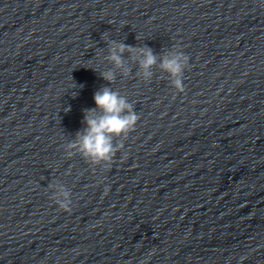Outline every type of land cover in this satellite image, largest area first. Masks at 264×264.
<instances>
[{"label": "water", "instance_id": "95a60500", "mask_svg": "<svg viewBox=\"0 0 264 264\" xmlns=\"http://www.w3.org/2000/svg\"><path fill=\"white\" fill-rule=\"evenodd\" d=\"M104 33L183 51L184 92L103 80ZM104 86L139 119L93 165L64 146ZM0 264H264V0H0Z\"/></svg>", "mask_w": 264, "mask_h": 264}, {"label": "clouds", "instance_id": "9594fccd", "mask_svg": "<svg viewBox=\"0 0 264 264\" xmlns=\"http://www.w3.org/2000/svg\"><path fill=\"white\" fill-rule=\"evenodd\" d=\"M102 39L108 45V54L104 57L113 67L99 73L103 80L110 85L116 79L117 72L121 76H128L131 69L127 66L124 53H129L132 61L138 64L137 75L144 80H150L154 73L153 68L157 65L168 74L171 84L178 92H184L183 76L189 63V57L180 50H169L159 58L153 50L147 46L133 47L116 40ZM74 93L73 96H75ZM96 107L84 109L83 122L86 125L78 131L75 138L65 146L66 156L71 157L79 154L82 158L93 165L110 164L117 151L124 147L123 143L115 144L114 139L126 138L134 130L139 119L134 106L127 97L111 87L104 86L94 93ZM66 112L69 108L64 109ZM54 189L51 199L60 210L71 211V192L62 184L49 185ZM109 189H105V194Z\"/></svg>", "mask_w": 264, "mask_h": 264}]
</instances>
